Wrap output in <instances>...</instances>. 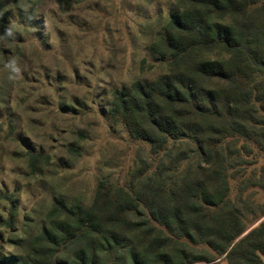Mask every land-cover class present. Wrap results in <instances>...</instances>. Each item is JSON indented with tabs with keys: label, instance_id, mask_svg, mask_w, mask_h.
I'll use <instances>...</instances> for the list:
<instances>
[{
	"label": "trees",
	"instance_id": "trees-1",
	"mask_svg": "<svg viewBox=\"0 0 264 264\" xmlns=\"http://www.w3.org/2000/svg\"><path fill=\"white\" fill-rule=\"evenodd\" d=\"M151 51L166 71L114 91L109 115L150 145L156 168L126 187L100 182L89 206L57 199L27 255L0 264H263L264 225L241 238L229 198L241 157L226 141L264 151V0H173Z\"/></svg>",
	"mask_w": 264,
	"mask_h": 264
},
{
	"label": "rangeland",
	"instance_id": "rangeland-1",
	"mask_svg": "<svg viewBox=\"0 0 264 264\" xmlns=\"http://www.w3.org/2000/svg\"><path fill=\"white\" fill-rule=\"evenodd\" d=\"M0 32V258L27 255L62 198L89 206L100 182L126 187L158 157L111 121L112 94L166 71L151 45L173 0H7ZM240 151L230 200L245 232L264 225V151ZM230 143V144H229ZM246 146L245 150L242 149ZM29 153L38 155L31 164ZM218 264H228L225 255ZM202 264V263H198ZM264 264V257H263Z\"/></svg>",
	"mask_w": 264,
	"mask_h": 264
}]
</instances>
